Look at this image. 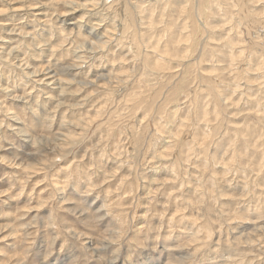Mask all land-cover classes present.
I'll return each instance as SVG.
<instances>
[{
    "label": "clouds",
    "instance_id": "9594fccd",
    "mask_svg": "<svg viewBox=\"0 0 264 264\" xmlns=\"http://www.w3.org/2000/svg\"><path fill=\"white\" fill-rule=\"evenodd\" d=\"M0 264H264V0H0Z\"/></svg>",
    "mask_w": 264,
    "mask_h": 264
}]
</instances>
